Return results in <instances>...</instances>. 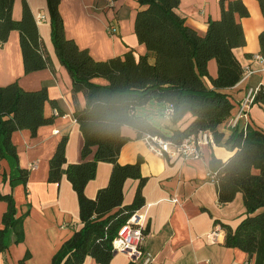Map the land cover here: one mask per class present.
<instances>
[{
    "label": "trees",
    "instance_id": "1",
    "mask_svg": "<svg viewBox=\"0 0 264 264\" xmlns=\"http://www.w3.org/2000/svg\"><path fill=\"white\" fill-rule=\"evenodd\" d=\"M136 1L141 8L135 14L134 33L145 53L135 55L127 50L122 56L95 60L87 49L79 48L66 37L59 0H46L54 53L70 75L73 94L82 92L85 98L84 106L75 107L73 112L83 138L82 161L67 162V136H63L49 159L47 174L48 182L59 183L65 176L71 184L81 227L60 245L50 264H81L86 257L97 264L110 263L114 256L113 239L144 205L142 188L146 182L140 173V157L134 163H118L122 146L130 140L122 135L121 127L132 128L137 139L144 134L165 137L138 111L148 104L162 106V115L169 105L173 109L172 124H186L183 129H172L167 138L173 142L207 130L217 145H225L232 152L225 161L211 156L208 162L218 203H228L240 193L245 208V216L235 228L220 226L225 231L224 245L253 257V264H264V131L248 125L235 126L223 139L220 130L234 107L225 90L236 85L243 73L233 50L245 44L238 18L248 16V10L241 0H218L220 17L208 19L205 34L199 35L175 11L179 0ZM257 1L264 15V0ZM13 3L14 0H0V44L7 41L11 31H17L24 73L52 69L29 7L24 3L21 17L15 20ZM258 42L259 53L264 56V31L259 33ZM211 59L216 63L215 77L207 69ZM46 101L45 87L27 90L17 82L0 86V159L12 158L17 162L11 140L14 131L28 129L34 135L38 127L51 121L43 113ZM254 103L264 105V93L259 91ZM92 147L93 158L87 160ZM98 162L111 164L108 182L94 198H88L84 189L95 177ZM27 178V170L15 165L9 184H25ZM127 179L138 183L132 201L123 204ZM0 200L7 203L0 228V253H4L11 244L23 241L25 215H16L11 194L0 193ZM28 257L25 253L19 264H25Z\"/></svg>",
    "mask_w": 264,
    "mask_h": 264
},
{
    "label": "crops",
    "instance_id": "2",
    "mask_svg": "<svg viewBox=\"0 0 264 264\" xmlns=\"http://www.w3.org/2000/svg\"><path fill=\"white\" fill-rule=\"evenodd\" d=\"M106 1L59 0L58 11L66 37L79 48L87 49L95 60L122 56L127 50H132L135 55L144 54L145 48L134 33L135 14L141 8L138 2L112 0L113 5L109 7ZM241 1L248 10V16L238 18L245 44L233 52L243 69L249 66L255 72L248 76L242 73L238 83L225 90L234 107L230 119L220 126L223 139L229 136L232 128L230 120L248 90L264 83V70H261L264 56L260 60L253 59L254 55H261L258 35L264 31V15L257 0ZM24 3L36 22L52 69L25 74L18 32L11 31L7 41L0 44V86L17 82L27 90L45 87L48 101L44 104L43 113L51 121L38 127L34 135L28 129L14 131L11 140L16 149L17 162L12 158L0 159V193L11 194L16 215H25L22 221L23 241L11 244L4 253H0V264H19L25 253L29 254L25 264H50L60 245L81 227L78 202L71 184L65 176L59 183L48 182L47 174L49 159L63 136H67V162L82 161L83 138L73 112L75 107L84 106L85 98L82 92L73 94L70 75L54 53L46 0H14L12 17L15 20L21 17ZM175 11L199 35L205 34L208 19L220 17L218 0H179ZM38 15L44 20L37 22ZM109 23L115 24L116 33L106 31ZM207 69L211 77L216 76L213 59L208 62ZM94 81L104 82L102 79ZM143 107L138 111L152 123L147 109ZM157 107L161 112L163 107ZM162 118L170 120L165 115ZM185 119L189 120V116ZM247 125L264 131V105L253 103L246 115L236 122L238 128ZM185 126L181 121L173 125L171 132ZM121 133L130 140L122 146L118 163H134L140 157V173L146 178L142 188L144 205L136 213L143 231L146 230L140 242L142 253L150 257L146 264H253V257L249 258L238 248L224 245L225 231L220 227L228 225L233 229L245 216L241 194L236 193L232 201L221 205L217 201L215 184L208 179L211 156L225 161L232 154L227 146H202L197 159L168 158L149 149L142 137L136 138L132 128L124 125ZM94 151L95 147H92L87 160L93 158ZM15 165L27 170L25 184H9V175ZM110 171L111 164L98 162L95 177L84 189L88 198H94L97 190L106 186ZM137 183L133 179L124 182L123 204L132 201ZM6 207L7 203L0 200V228ZM128 261V255L115 253L109 264H128ZM81 264L97 263L86 257Z\"/></svg>",
    "mask_w": 264,
    "mask_h": 264
},
{
    "label": "built area",
    "instance_id": "3",
    "mask_svg": "<svg viewBox=\"0 0 264 264\" xmlns=\"http://www.w3.org/2000/svg\"><path fill=\"white\" fill-rule=\"evenodd\" d=\"M106 2L109 7H112V0H107ZM42 20H44V17L38 15L37 22ZM106 31L109 34L116 33L117 30L115 24L109 23L106 27ZM253 59L260 60L262 59V55H254ZM261 70H264V67H262ZM254 72L255 70L251 69L249 66H246L243 69V75L245 76L251 75ZM259 91L264 93V83L248 90L246 96L238 104L237 113L230 120L232 127L236 126V122L239 118L246 115V112L254 103V98ZM172 110V107L166 105L163 109V113L165 116L170 117ZM142 138L149 149L159 155L167 156L168 158L180 157L183 159H197L201 155L200 149L202 146L216 145L212 133L207 130H201L197 134L189 135L178 143L173 142L166 137L150 134H144ZM208 179L211 182H214V174L208 172ZM136 213L127 220L125 225L113 239L112 250L115 253H123L128 255L130 261L133 262V264H146L150 257L148 255L144 256L142 250L140 249V242L143 237V228L139 219L137 218ZM212 234H214V232H212Z\"/></svg>",
    "mask_w": 264,
    "mask_h": 264
},
{
    "label": "rangeland",
    "instance_id": "4",
    "mask_svg": "<svg viewBox=\"0 0 264 264\" xmlns=\"http://www.w3.org/2000/svg\"><path fill=\"white\" fill-rule=\"evenodd\" d=\"M156 105H151L148 104L146 106H144L143 108L147 109V115H149L152 124L157 127L158 129H160V131L165 135V137L167 138L168 136H170L172 134L171 132V128L173 127V124L171 122V120H165L164 118H162V111L160 112L158 110V107ZM150 113V114H148ZM129 263V261H128Z\"/></svg>",
    "mask_w": 264,
    "mask_h": 264
},
{
    "label": "water",
    "instance_id": "5",
    "mask_svg": "<svg viewBox=\"0 0 264 264\" xmlns=\"http://www.w3.org/2000/svg\"><path fill=\"white\" fill-rule=\"evenodd\" d=\"M114 254H115V252H114Z\"/></svg>",
    "mask_w": 264,
    "mask_h": 264
}]
</instances>
